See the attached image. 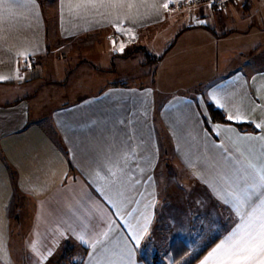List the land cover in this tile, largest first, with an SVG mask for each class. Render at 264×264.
Returning a JSON list of instances; mask_svg holds the SVG:
<instances>
[{"label": "crops", "instance_id": "crops-1", "mask_svg": "<svg viewBox=\"0 0 264 264\" xmlns=\"http://www.w3.org/2000/svg\"><path fill=\"white\" fill-rule=\"evenodd\" d=\"M125 2L134 7L117 11L103 0L99 12L80 14V0H55L50 38L43 0H6L0 7V264H185L194 246L193 257L216 241L195 263L201 264L238 222L231 203H224L231 188L221 176L245 175L249 160L264 164V140L246 138L264 136L255 128L264 124V12L246 32H225L228 18L252 0L220 13L206 4L167 12L168 0ZM114 25L143 45L178 29L166 54L170 67L136 75L138 84L106 82L45 110L32 105V97L12 99V89L41 77L25 75L28 62L41 60L59 41L106 37ZM235 33L243 34L240 43ZM257 49L260 63L252 68ZM208 105L225 122L211 120ZM117 163L125 174L112 176L108 168ZM161 193L169 200L162 205ZM109 198L124 200L120 215ZM180 200L187 211L172 217ZM133 231L141 237L138 246ZM175 240L189 248L177 262L170 251Z\"/></svg>", "mask_w": 264, "mask_h": 264}, {"label": "rangeland", "instance_id": "rangeland-1", "mask_svg": "<svg viewBox=\"0 0 264 264\" xmlns=\"http://www.w3.org/2000/svg\"><path fill=\"white\" fill-rule=\"evenodd\" d=\"M54 4L55 0H43L49 38L50 35L54 34L53 30L55 31L54 23L56 19L54 16ZM227 8L221 12L226 11ZM207 9L210 10L208 6ZM260 12H264V0H252V4L248 10L241 11L240 14L231 15V17L228 18L223 30L225 32L229 30L246 32L250 24L259 23ZM208 15L210 17L214 16L213 12H209ZM210 17L208 20L211 24L212 20ZM171 30L172 29H170V32L166 30L167 32L154 34L146 43L147 45H143V42L133 41L132 34L129 33H118V38H112V34L117 33L113 30H111V34H107L106 37L95 35L92 37L87 36L86 38L76 41L67 40L60 42L58 40L59 43L49 48L48 54L41 60L36 61L34 64L32 60L27 63L25 75L28 77H41L38 81L36 80L35 83L29 84L27 87L12 89V99L16 96H29L33 98L31 102L32 105L35 104L38 108L43 106L45 110L53 108L54 106H59L64 102L74 101L79 96L87 94L88 92L97 91L106 82L138 84L140 82V76L136 75H141V73L150 75L152 72L154 73L155 69L156 73H162L165 71V68L168 69V67H170V65H167L166 60L169 54H166L171 50L178 34V29L174 31ZM217 31L220 32L221 30L217 29ZM145 36L150 37V35ZM234 37H237L235 39L239 42L237 40L236 42L240 43L241 38L244 36L243 34L235 33ZM258 37L259 35L253 32V38ZM113 40H115V44H113ZM121 45L124 46L123 52L119 50ZM258 53L259 49L256 51V54ZM120 57H123V60H120ZM148 57L159 58V62H161L160 66L154 67L152 63H147L146 59ZM240 57L242 58L241 61H243V57L245 56L242 55ZM256 57L254 61L248 63L252 68L260 63V54L256 55ZM236 69L242 71L241 67L236 66ZM126 72H133L132 75L135 77L128 76ZM148 80H150L149 76ZM166 81H168V86H172L171 89L175 88V84L171 80ZM171 194L173 195H171L170 201H173L175 195L174 193ZM166 198L164 194H159V204L162 205L164 200L165 202L169 201L168 198ZM174 202L177 201L174 200ZM179 203L181 209L171 206L170 213L172 217H174V213L184 215L185 213L181 212L187 211L186 208L188 207H186V203H184L183 200H180ZM188 206H190V204ZM172 211L174 213H172ZM169 233H166V236L171 237ZM162 234L163 233L159 235ZM197 248L199 247L194 246L191 249L186 260H190V258L195 255L194 251Z\"/></svg>", "mask_w": 264, "mask_h": 264}, {"label": "snow or ice", "instance_id": "snow-or-ice-1", "mask_svg": "<svg viewBox=\"0 0 264 264\" xmlns=\"http://www.w3.org/2000/svg\"><path fill=\"white\" fill-rule=\"evenodd\" d=\"M172 2L173 0H168V3H165L163 7L167 9ZM215 2L216 0H212L209 7H213ZM5 4L6 0H0V7ZM104 6L103 0H80L76 8L80 14H87L89 11L99 12L100 8ZM108 7L119 11L124 8L131 9L134 5L126 3L125 0H109ZM199 23L204 24L206 21L200 20ZM114 27L117 33L123 34L124 30L121 27L118 25H114ZM113 44H115V40H113ZM119 50L123 52L124 46L121 45ZM0 79L5 78L0 77ZM211 99L215 101V97ZM215 103L218 108H223V104L219 101H215ZM227 119L235 123H251V121L240 116L228 115ZM255 128L264 129V124H255ZM246 138L264 140V136ZM244 171L246 174L238 176L235 180L228 174L221 176V179L231 188V191L227 193L231 197V201L224 198V203H231L238 222L232 231L208 253L201 264H264V164L258 166L249 160ZM108 172L112 176L125 174L118 163L108 168ZM134 183H139V180H135ZM108 202L117 209L116 214L120 215L124 200L117 203L109 198ZM129 227L131 226L129 225ZM146 229L147 220L143 230L146 231ZM109 231H111V227ZM107 235V232L100 233V236L103 237H107ZM78 239L83 243H88L83 236L78 237ZM132 239L138 246L141 237L137 231L132 232ZM99 243L101 240L97 238L91 246L95 249ZM126 255L131 259V251H128Z\"/></svg>", "mask_w": 264, "mask_h": 264}, {"label": "trees", "instance_id": "trees-1", "mask_svg": "<svg viewBox=\"0 0 264 264\" xmlns=\"http://www.w3.org/2000/svg\"><path fill=\"white\" fill-rule=\"evenodd\" d=\"M158 61H159V58L156 59L153 57H148L146 59L147 63H152V64H156ZM208 111H209L211 120L213 121L219 120L221 122H225L222 112L216 109L214 106L208 105ZM215 242L216 241L213 240L210 243H208L195 257L191 258L190 260H187L185 264H195L209 250V248ZM170 251L173 255V261L177 262L181 260L189 252V248L185 242L181 240H175L170 246Z\"/></svg>", "mask_w": 264, "mask_h": 264}, {"label": "built area", "instance_id": "built-area-1", "mask_svg": "<svg viewBox=\"0 0 264 264\" xmlns=\"http://www.w3.org/2000/svg\"><path fill=\"white\" fill-rule=\"evenodd\" d=\"M240 1L241 0H216L214 6L209 7V4L212 2V0H185L170 4L166 10L167 12L180 11L196 7L199 4H206V6H208L210 9L221 12L225 10L229 5L238 4Z\"/></svg>", "mask_w": 264, "mask_h": 264}]
</instances>
